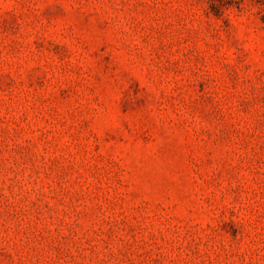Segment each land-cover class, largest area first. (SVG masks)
Segmentation results:
<instances>
[{"label":"rangeland","instance_id":"1","mask_svg":"<svg viewBox=\"0 0 264 264\" xmlns=\"http://www.w3.org/2000/svg\"><path fill=\"white\" fill-rule=\"evenodd\" d=\"M0 264H264V0H0Z\"/></svg>","mask_w":264,"mask_h":264}]
</instances>
